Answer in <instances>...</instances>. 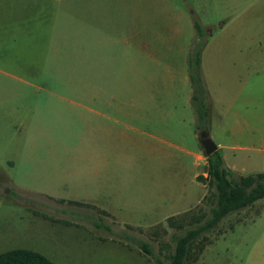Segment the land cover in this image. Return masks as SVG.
<instances>
[{"label": "rangeland", "instance_id": "obj_1", "mask_svg": "<svg viewBox=\"0 0 264 264\" xmlns=\"http://www.w3.org/2000/svg\"><path fill=\"white\" fill-rule=\"evenodd\" d=\"M196 20L209 83L219 70L247 83L250 95L259 84L264 91V72L249 76L264 69V0H0V253L26 248L57 264H169L174 235L185 233L194 217L211 214L208 181H192V156L145 149L149 135L139 130L160 134L157 117L148 124L130 119L117 129L116 144L104 147L96 115L77 103L96 108L88 95L127 94L131 79L133 92L144 94L147 80L168 76L167 66L176 77L189 72ZM213 61L221 65L212 69ZM185 93H177L179 110L168 117L167 136L203 148L193 120L184 122L185 142L177 132ZM172 153L183 167L167 160L162 169L159 158ZM96 167L116 173L112 187L91 172ZM166 170L180 173V182ZM162 191L182 198L161 212H129L118 203L128 194L154 205L149 197ZM197 196L200 203L182 212ZM254 204L198 240L188 264H250L264 232V198ZM110 205L119 212H104Z\"/></svg>", "mask_w": 264, "mask_h": 264}, {"label": "crops", "instance_id": "obj_2", "mask_svg": "<svg viewBox=\"0 0 264 264\" xmlns=\"http://www.w3.org/2000/svg\"><path fill=\"white\" fill-rule=\"evenodd\" d=\"M211 64H213L212 69H217L216 66L221 65L220 63L218 64L214 61ZM128 69L130 70V67ZM166 70L168 76L165 78L157 81L153 80L154 82L147 80V84H149L150 87L147 88L148 92L144 94H137L136 92H133L135 85L133 84V79H129V93L127 94L110 95L107 96L106 99L100 94L88 95L87 97L89 98L87 101L96 102V108L87 104L77 103L90 113L96 115L98 125L96 133L99 131L102 132V142L104 143V147H111V145L116 144L118 140L117 129H120L121 125L130 126V119L143 118L144 122L148 124L153 123L154 119L157 117L158 119H156L154 123L159 124L160 128L158 132L160 134L139 130L140 132L147 133L149 135V140L147 142L149 144H146L145 149L156 152V150H161V148H171L192 156V181L194 182L195 180L196 185H200L201 180L199 179V176L202 175L207 178L208 174V155H206L204 149H195L191 146H185V143H178V141L174 139V137L178 135L171 134L170 137L167 136L169 129H167V127H171L169 125L170 121L168 117H176L177 110H179L177 93L184 91L186 93L183 94L182 99L183 102L186 103L185 105H187V111L178 113L179 119L177 132L180 139L185 142V138L182 137V129L186 123L185 121L187 120V122L191 123L193 120L198 130V133L196 134L198 138H200L202 130L210 132L211 137L218 146L217 150L221 153L227 169L240 174H250L258 171H264V101L259 100L256 103L254 102V100L256 101L258 99V95L259 98H261L264 93L262 84L253 88L250 95L247 83H241L238 79L229 78L230 75H227L225 78L223 73L219 70H215V72L212 73L211 83H209L207 80L208 77H206L205 72L203 71L204 80L208 89L207 107L208 117L211 116V124H208V122L210 123V121H208L204 129H199L197 127L196 114H194L193 119L190 117L189 109L192 107L191 98L193 95V88L189 72L186 70H183V72L180 71V76L176 77L177 73L173 66H167ZM263 72L264 69H256L250 71L249 76L253 78L255 74H262ZM178 81L180 82V84H178V87L180 85V90L177 88ZM152 85L156 86L152 87ZM180 95L181 93L179 96ZM105 101L106 104L104 103ZM210 106L211 115L209 111ZM154 115L155 118H153ZM184 115H187V119ZM98 121L100 122L98 123ZM102 121L106 123L105 127L102 126ZM131 127L133 129L135 128L134 126ZM256 144L261 145L257 146ZM244 151H247V153L244 154ZM172 156L173 153L170 156L168 155L164 158H159V164L162 169L166 167L167 160L175 165V167L179 165L183 167L184 161H182V158H172ZM110 163L111 162L106 164L108 165ZM201 165L204 167L203 171H200L199 169ZM166 171L164 173L171 174L168 178L173 180L176 184L180 182L178 179V175H180V173H170L169 171ZM181 171L184 172L183 169ZM91 172L95 175L102 176V181H106L107 184L112 187L109 180H115L114 175L116 173H114L111 168L104 171L99 167H96L93 168ZM160 175L165 176L163 173ZM118 182H120V180L116 183ZM124 196L125 197H122L121 201L118 203L120 204V207L125 208L129 212L140 210H159L161 212L162 210H167L170 207L173 208V203L182 198V195L178 199L173 197L170 198L168 194L162 191L159 195L156 194L153 197H149L154 204L150 205L147 204L144 198L140 195L136 198H133L128 194ZM200 201V197L197 196L190 203L191 205L189 208L185 210L183 209L184 211L182 212L195 207L198 203H200ZM119 210V208L115 209V206L112 205L109 206V209H103V211L108 214L111 211L119 212ZM182 212L178 213L177 211L174 215ZM174 215L169 217H173ZM249 261L250 264H264V232L262 233L261 238L257 239L249 255Z\"/></svg>", "mask_w": 264, "mask_h": 264}, {"label": "trees", "instance_id": "obj_3", "mask_svg": "<svg viewBox=\"0 0 264 264\" xmlns=\"http://www.w3.org/2000/svg\"><path fill=\"white\" fill-rule=\"evenodd\" d=\"M196 42L189 56V76L193 88L191 104L197 117V127L204 129L208 120V89L201 70V49L203 35L199 21H195ZM208 178L200 175L199 179L208 181L212 192L213 206L211 214L206 217H194L192 226L185 233L174 235L175 248L169 264H188L195 254L192 252L195 243L204 235L215 230L228 215L253 205L264 198V171L240 174L225 167L223 157L218 150L208 156ZM81 204L80 202H75ZM169 222L175 224L172 217ZM172 221V222H171ZM179 228L183 227L180 223ZM141 249L149 252L146 242H138ZM199 247V246H198ZM200 251L203 245L199 247ZM0 264H57L44 254L26 248H15L0 253Z\"/></svg>", "mask_w": 264, "mask_h": 264}, {"label": "water", "instance_id": "obj_4", "mask_svg": "<svg viewBox=\"0 0 264 264\" xmlns=\"http://www.w3.org/2000/svg\"><path fill=\"white\" fill-rule=\"evenodd\" d=\"M200 142L204 148L206 155L212 154L215 150H217V144L211 137V134L207 130H202L200 133Z\"/></svg>", "mask_w": 264, "mask_h": 264}]
</instances>
